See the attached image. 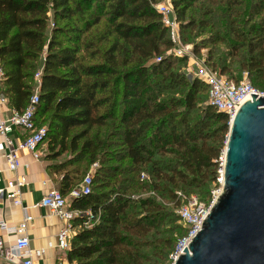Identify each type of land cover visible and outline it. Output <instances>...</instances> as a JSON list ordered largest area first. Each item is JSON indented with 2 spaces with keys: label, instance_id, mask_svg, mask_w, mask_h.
<instances>
[{
  "label": "trees",
  "instance_id": "16d2710c",
  "mask_svg": "<svg viewBox=\"0 0 264 264\" xmlns=\"http://www.w3.org/2000/svg\"><path fill=\"white\" fill-rule=\"evenodd\" d=\"M160 1L0 0L3 94L10 108L24 110L31 95L30 80L33 81L37 61L42 59L34 122L46 128L43 139H47L46 160L54 162L51 170L61 174L58 191L64 197L68 198L69 192L76 188L80 171L78 168L63 171L69 161L58 158L67 150H79L88 156L89 166L100 161L101 157H97L106 142L96 137L95 141L90 139V130L111 126L109 122L119 116L117 128L127 166L98 169L103 177L97 174L91 177V192L68 199L69 209L90 212L92 220L87 228L81 226L87 220L86 215L74 220L80 228L66 253L70 264H171L170 255L188 233L183 224L181 227L176 223H182L176 214L180 205L177 193L195 195L200 202L209 203L218 175V158L225 147L228 118L208 104L202 109L201 120L190 123L178 120V108L192 111L199 88L205 87L206 96L208 88L195 78L188 83L172 69L170 58L163 56L172 43L165 37L167 29L154 8ZM91 4L84 31L76 27L66 31L55 24L48 27L49 7L54 16L71 18L82 15ZM236 5L240 10L232 13L237 23L240 27L247 25L250 21L245 23L243 18L250 0L233 3ZM191 6V0H172L175 18L182 23ZM98 9L106 11V16L104 30L97 40L114 37L115 41L103 52L101 60L84 63L77 55L78 34L98 24ZM202 13L211 14L207 10ZM259 22L237 36L253 35L264 40V18ZM196 26L204 28L207 22L189 19L183 27L192 31ZM221 44H225L222 39ZM85 47L93 45L86 42ZM213 50L221 60L216 43ZM248 50L246 60L236 59L219 71L214 62L206 60L205 64L235 83L232 77L224 75L244 71L256 83L251 85L259 90L264 88V50L259 46H249ZM119 57H123L121 62ZM157 76L168 83L166 89L188 86L181 101L160 99L161 94L153 92V78ZM46 114L48 121L43 124ZM75 128L79 130L71 134ZM80 140L82 144L78 147ZM137 190L146 193L145 196L134 195ZM173 232H177V238L172 237Z\"/></svg>",
  "mask_w": 264,
  "mask_h": 264
},
{
  "label": "rangeland",
  "instance_id": "374dc122",
  "mask_svg": "<svg viewBox=\"0 0 264 264\" xmlns=\"http://www.w3.org/2000/svg\"><path fill=\"white\" fill-rule=\"evenodd\" d=\"M169 1L172 6V0H161L160 2ZM159 2V3H160ZM241 0H191V8L186 12L185 18L181 23L176 18L178 24V41L172 43L170 49H167L163 56L169 57L171 62V67L174 71H178L182 74L185 80L190 83L194 78L198 79L195 74L196 63H203L207 69H210L206 66L205 61L209 63H215L216 71L223 66L229 67L236 59L246 60L248 58V49L249 46H258L261 50H264V40L256 39L255 36H248L246 38H241L237 36L240 32H245L251 24H258L259 20L264 18V0H250V5L246 16L243 18L245 23L250 21L247 25L244 24L241 27L237 19L235 18L233 11L240 10L239 6H233V3H240ZM228 4V5H226ZM93 8V4L85 7L82 15H73L71 18H65L62 14L54 16L50 7L47 11L48 17V27L51 28L55 24L58 28L66 30L67 28L72 29L76 27L79 31H84V22L89 19L88 15ZM210 11L211 14L203 16L202 11ZM97 14L99 15V22L97 25L93 26L87 32H83L79 35L80 42L78 56L81 57L84 63H94L101 60V55L103 52L115 41L114 37L106 38L104 40H97L104 30L105 22V13L103 9H98ZM175 15V14H174ZM199 20L206 21V27L196 26L194 29L184 28L183 26L188 20ZM232 22L231 25H229ZM260 23V22H259ZM260 27V25H259ZM258 28V27H256ZM67 31V30H66ZM234 31V35H232ZM75 33V32H74ZM70 34V32H69ZM71 33L70 35H72ZM77 34V33H75ZM165 37H169V34L166 33ZM222 39L225 41V44L219 45V40ZM57 40H60L58 38ZM90 42L93 45L92 48H86L85 43ZM216 43L220 47V52L222 54L221 60L218 59L213 50V44ZM257 44V45H256ZM185 51L187 55L178 56L177 51ZM258 53V52H257ZM215 55V56H214ZM123 57H119V61ZM209 59V60H208ZM42 59L37 61L36 69L33 72V75L40 70ZM245 72L237 71L235 74L229 73L224 75L226 77H232L237 82L242 81L245 78ZM200 80V79H198ZM252 85L256 83L253 82L251 78L246 76ZM30 83L33 84V81L30 80ZM168 83L161 80L159 76L153 78L152 90L154 93H160V99L168 98L169 100L175 99L181 101L183 95L186 93L188 86H173L171 89H166ZM264 91V88L259 89ZM4 86L3 82L0 86V94L3 95ZM180 95V96H179ZM197 100L195 107L192 111L185 110L183 108H178L180 116L178 120H184L187 122H196L202 119V109L208 105V98L206 96V89L204 86H201L197 92ZM121 109V108H120ZM120 111V110H119ZM49 114H46L42 118V123L46 124L48 121ZM111 126L108 127H93L90 130L89 138L95 141V137L98 141L106 142V145L103 146L99 154L101 157L100 161L92 165H88L87 159L88 156L84 155L82 152L77 150L73 152L67 150L61 157L58 158V161L66 162L69 161V165L65 166L63 171H70L73 168H78L80 171V176L75 183L78 186V182L84 175H94L102 176L103 173L99 172L98 169H106L108 167L117 166L119 168H125L127 166V160L125 159V152L122 147V138L120 137V132L117 127H119V116L114 121L109 122ZM182 129L181 126L179 130ZM229 129V123H228ZM79 128L72 130L71 134L75 131H78ZM227 136V135H226ZM82 144V140L79 141L78 147ZM47 150V139L43 140L41 144V149ZM224 150V149H223ZM110 172H107V174ZM103 177V176H102ZM107 180V178H102ZM75 185V186H76ZM76 186V187H77ZM146 193L137 190L134 192V195L137 197H144ZM163 205L170 207V204L167 202L162 203ZM69 208V207H68ZM92 220H89V224ZM178 225H182L179 221L176 222ZM75 231L80 227L78 226V221L73 222ZM82 226V223H81ZM171 227V226H169ZM182 227V226H181ZM172 229V228H171ZM174 238H177V232L172 234ZM149 251V249L147 250ZM4 264V262H3ZM5 264H8L5 262ZM167 264V263H166Z\"/></svg>",
  "mask_w": 264,
  "mask_h": 264
},
{
  "label": "built area",
  "instance_id": "2783aa9c",
  "mask_svg": "<svg viewBox=\"0 0 264 264\" xmlns=\"http://www.w3.org/2000/svg\"><path fill=\"white\" fill-rule=\"evenodd\" d=\"M156 12L161 16L163 26L167 29L169 39L175 43L178 41V24L172 6L169 1L160 2L154 6ZM178 56L187 55L185 51H177ZM158 61V59H156ZM197 73L195 76L200 79L208 88V104L217 112L227 116L230 123L236 113V110L246 100L250 101L251 94L256 97H264V92L255 89L251 83L245 78L235 83L223 76L207 69L203 63H196ZM3 69L0 66V86L3 81ZM41 70L37 71L33 77V85L31 95L27 106L22 111L9 109V116L2 118L0 115V136L6 147L3 155L7 171L14 173V177L9 180H3L0 173V197L10 200L14 205L21 207V192L26 186V178L18 175L17 170L20 167L17 151H27L35 159H39L42 155L41 144L46 135L44 126L38 127L34 122V114L36 106L39 102L38 92L40 87ZM7 100L0 97V105L6 104ZM20 129L24 136L16 146H13L9 134L15 129ZM224 150L218 158L217 177L214 188L210 191V200L208 205L199 201L195 195L187 196L178 192L177 197L180 205L176 210L182 224L187 228V235L181 238L174 252L170 255L171 264L182 254V249L187 247L191 239L200 231L202 221L207 217L210 208L216 202L223 191L224 185ZM92 179L90 175H85L78 187L73 188L68 198L64 197L58 190L51 191L44 195L34 207L46 209L51 215H54L62 222V227L56 235V247L62 252L70 249V242L75 234L73 222L81 215H86L87 220L82 222V226L87 228L91 218L90 212L82 213L80 211L69 209L68 199L79 198L88 195L91 192ZM24 214L23 220L16 226L9 229L6 224L0 222V230L15 235V239L11 245H7L0 238V258L4 259L8 264H34L32 260V250L29 239L26 235L28 224L32 221V217L26 213V209H22ZM59 264H70L67 261Z\"/></svg>",
  "mask_w": 264,
  "mask_h": 264
},
{
  "label": "water",
  "instance_id": "95a60500",
  "mask_svg": "<svg viewBox=\"0 0 264 264\" xmlns=\"http://www.w3.org/2000/svg\"><path fill=\"white\" fill-rule=\"evenodd\" d=\"M250 96L229 123L223 191L173 264H264V97Z\"/></svg>",
  "mask_w": 264,
  "mask_h": 264
},
{
  "label": "crops",
  "instance_id": "0c3cea01",
  "mask_svg": "<svg viewBox=\"0 0 264 264\" xmlns=\"http://www.w3.org/2000/svg\"><path fill=\"white\" fill-rule=\"evenodd\" d=\"M1 98L7 100L5 95L0 94ZM10 106L8 100L6 104L0 105V115L2 118L9 116ZM13 146L22 140L24 133L15 128L9 135ZM39 159H35L27 151H17L20 167L17 170L18 175L26 178V186L21 192V207L14 205L10 200L0 197V222H4L11 229L16 227L24 217L22 209L33 219L28 224L26 235L30 242L32 250V260L34 264H59L67 261L66 253L56 247V235L62 227V222L58 217L51 215L46 209L34 207L40 199L51 191L58 190L61 174L51 170L54 162L46 160L47 150L44 148ZM6 147L0 136V173L3 180H9L14 177V173L7 171L3 155ZM73 229L74 225L72 224ZM75 231V229H74ZM0 238L7 245H11L15 239L12 233L0 230ZM5 264V260L0 258V264ZM7 263V262H6Z\"/></svg>",
  "mask_w": 264,
  "mask_h": 264
},
{
  "label": "bare ground",
  "instance_id": "6f19581e",
  "mask_svg": "<svg viewBox=\"0 0 264 264\" xmlns=\"http://www.w3.org/2000/svg\"><path fill=\"white\" fill-rule=\"evenodd\" d=\"M185 247V246H184Z\"/></svg>",
  "mask_w": 264,
  "mask_h": 264
}]
</instances>
